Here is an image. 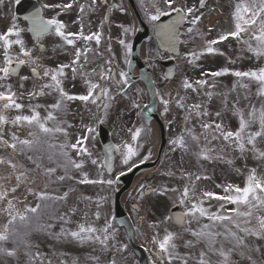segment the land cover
<instances>
[{"label":"snow or ice","instance_id":"6c2138e0","mask_svg":"<svg viewBox=\"0 0 264 264\" xmlns=\"http://www.w3.org/2000/svg\"><path fill=\"white\" fill-rule=\"evenodd\" d=\"M13 2L19 5L21 0H0V9L5 10L8 20L7 26L0 30V218L4 220L0 224V264H54L39 243L33 241L34 234L38 233L54 240L98 246L100 251L111 252L115 257L127 251V244L119 241L116 217L110 209L102 215L101 209L110 203V197L76 193L81 185L115 190L125 175L124 169L114 176L106 177L104 173L113 171L117 155L128 171L152 158L151 149L141 156L142 141L151 131V126L144 123L128 129L130 140L109 145L102 162L92 150L97 128L105 123L117 97L127 99L129 107L137 110L136 115L141 119L145 109L158 110L156 104L139 103L129 92L132 88L130 57L134 53L129 36L136 29L117 25L120 35L116 43L122 49L126 70L117 60L110 31L104 30L105 24L111 28L110 16L105 14L95 30L90 20L101 9L106 13L117 8L123 10L121 5L110 0H46L30 16L24 17L29 22L26 29L21 27L15 13L8 15ZM207 6V0L197 3L151 0L146 7L141 0L145 16L157 33L165 37L167 51L173 58L181 57L195 66L206 55H223L217 45L235 41L241 45V55L246 53L245 58L253 60L254 66L248 70L206 72L205 78L196 80L184 77L175 94L153 88V97L162 106L164 115L172 107L184 113L183 131L169 141L172 151L188 154L201 163V168L202 162L232 164L233 160L226 157L235 153L245 161L244 171L236 169L245 178L242 185L215 184L217 192L199 186L200 181L211 180L201 170L180 168L181 186L162 185L158 189L149 186L148 192L175 193L173 203L182 209L179 214L147 222L150 231L144 247L150 253V264H237L234 255L248 264H258L253 254L264 255L261 246L253 242L264 240V0H232V27L225 31H217L214 24L202 30ZM46 10L52 15L46 17ZM72 11L77 13L73 21L79 24L77 31H70L69 24L61 19ZM162 17H169L170 22L161 25ZM26 32L34 38L31 46ZM213 32L216 36L208 39ZM45 36L56 38L58 42L53 51L59 49L65 53L67 62H59L55 67L45 63L47 50L42 43ZM197 38L203 40V45L198 49L189 48L181 56L180 47L186 40L194 42ZM24 67L30 70L29 74H21ZM229 74L236 77L229 92L213 91L217 88L216 78ZM69 80L73 87L75 81H81L85 91L67 90ZM253 84L259 107L250 102ZM237 88L244 90L243 96L237 92L236 99L230 101V93ZM49 97L51 102H40ZM214 97L220 100L224 111H210ZM241 98L249 101L246 107H240ZM77 102L91 114L90 118L94 117V122L81 121V131L73 139L71 130L76 125L67 117L71 105ZM224 112H231L236 118L237 128L224 123ZM249 158L255 161V166L247 165ZM89 163L97 166L94 178L85 170ZM163 174L175 177L177 172ZM138 194L143 197L144 185ZM213 202L215 211L211 210ZM133 210L140 212L135 204ZM78 214L81 219L74 221L73 217ZM101 219L103 223L97 225ZM139 222L143 225L144 217ZM169 222L178 225L181 231L170 230ZM73 223L75 228L69 227ZM57 224L59 232L53 231ZM185 234L191 238L185 239ZM181 247L186 251L181 252ZM114 257L110 264H117ZM90 258L99 264L98 257ZM61 264L67 262L61 260ZM259 264H264V260Z\"/></svg>","mask_w":264,"mask_h":264},{"label":"rangeland","instance_id":"374dc122","mask_svg":"<svg viewBox=\"0 0 264 264\" xmlns=\"http://www.w3.org/2000/svg\"><path fill=\"white\" fill-rule=\"evenodd\" d=\"M144 2H147V0H144ZM10 7V6H9ZM3 10V11H2ZM0 13L5 14V10L1 9ZM11 12L8 13L10 15ZM65 19L67 18V15L64 16ZM5 18V15L3 16ZM7 20V19H6ZM8 22V20H7ZM7 22H5L3 28L7 26ZM229 24L226 30H228ZM219 46V45H217ZM220 51L223 53V55H206L202 60V69L203 73L206 72H212V71H219L222 69L223 60L227 59L229 63L227 64L228 67H237L240 66L241 70H248L249 68H252L254 66V61L251 59L245 58L247 54H243V56L240 53L241 45L238 43H222L218 47ZM158 56V52L156 48H151V52L149 53V60L151 67L153 68V76L155 81L156 89H159L161 91H172L173 94H175L176 90L180 86V82L184 77H188L191 80H196L201 77V73L193 68L188 66L186 63L182 62L180 63L177 75L174 80L172 81H166L163 77V72L161 71L160 66L158 65L157 61H155V57ZM216 57V58H215ZM181 61V60H180ZM195 69V70H194ZM194 70V73L191 71ZM204 76V75H203ZM217 88L214 90L215 92H229V90L233 87V85L236 83V77L225 75L222 77L217 78ZM254 88V89H253ZM139 90V91H137ZM242 89L237 88L236 92H231L229 95V100H235L237 96V92L241 93V97L243 96ZM130 94L137 99L139 102V99L143 101V104L146 101V95L143 90V88L138 85L135 86L132 90L129 89ZM255 85H251V93L253 95L255 94ZM254 97V96H252ZM252 97L250 98V102H252ZM249 103V101H245L241 98L240 107H246V105ZM118 105V111L111 112L110 113V122L109 125L114 132L115 141L117 144H120L122 141L130 140V135L128 132V129L131 128L133 125L139 126L142 121L140 117L136 115L137 110H133L129 107V101L127 99H121L117 97V101L114 103V105ZM212 104V106H210ZM211 104L209 105V109L211 111V107H213V112L217 110L224 111L222 108L221 103H217L220 107L214 105V101L212 100ZM253 104H256L259 107V101L255 102ZM113 105V106H114ZM231 107V104H229V108ZM162 108V106H161ZM163 113V112H162ZM183 115L184 113L181 112L179 109L172 107L170 112L167 115H164L165 123L167 126V147L165 152V163L164 166L158 171L157 174L154 176L145 178L144 180L140 181L135 185L134 190L131 192L129 197L127 198L125 204L128 208V211L131 215V218L135 223H137L138 217H144L145 223L143 224V227L140 229V231L137 232V237L142 243V245L145 244L146 240L149 238L148 233L150 230L147 229V222L157 219V218H163L164 216L170 215L169 210L172 207L173 198L175 197V193H168L166 195H160L158 192L154 191V193L151 196L143 197L141 198L138 194V190L141 185H144L146 187L147 185H152L154 189L160 188L162 185H167L169 187L172 186H181L182 181L179 178L178 169L185 168L192 171H196L197 169L201 170L203 173L207 174L211 177V180H202L200 181L199 186L201 188L214 190L219 192V189L215 188V184H221L225 182L235 183V184H243L244 176L241 175L236 171V169H241L242 171L245 170V161L238 158V155L235 153L229 154V156L226 157V159H232L233 163L228 164L226 162L222 161H215V162H202L203 167L201 168V163L197 162L193 157L189 156L188 154H183L180 150L172 151L171 145L169 144V141L180 134L183 131ZM224 123L228 125L230 128L235 129L238 127L237 120L234 116H232L231 112H224ZM200 131V130H199ZM147 137H145L142 141L144 144V148L141 150V156L146 155L147 151L155 148L154 143H151L148 141ZM247 165L249 167L255 166V161L251 158L248 159ZM121 169H124L126 171L127 169L124 168V166L121 164V161L119 160L117 165V172H119ZM168 171H176L177 175L175 177H168L165 176L163 173ZM99 193L100 195H108L110 197V203L106 205L104 208L101 209L102 215L107 214L108 210L110 209L111 215L113 216V201H114V190H109L107 187L103 190L99 188H93L90 189L89 187L84 189L83 191H77L76 195H90L95 197L96 194ZM131 201L136 202L140 205L141 210L138 213L133 211L129 207V203ZM207 206V205H206ZM80 207L83 208L84 205L80 204ZM212 211L216 210L215 202H213ZM92 211H95V208H92ZM81 219L80 215L73 217L74 221H79ZM4 222L3 218H0V224ZM103 219L101 221L97 222V225L102 224ZM75 223L70 225V227L75 228ZM168 227L172 231L179 232L181 231L180 228L175 227L172 222H169ZM195 227V225H193ZM53 231H57L56 228ZM118 238L120 243L127 244L124 234L119 230L118 232ZM191 237L185 234V239H190ZM33 241L36 243H39L40 249L49 255L54 261V264H61V260H64L67 262V264H73V261H76V264H97V261L94 259L89 260L85 255H83L85 252L90 257H98L99 258V264H110L111 260L114 257V254L111 252H102L100 251L99 247H93L89 244H76L74 241L71 240H54L51 237H48L44 234H34ZM254 242V241H253ZM179 243H183V241H179ZM256 244H261V252L264 253V240L257 241ZM57 248V249H55ZM181 252L186 251L185 248H180ZM53 253H56L57 255H53ZM22 258V257H21ZM117 260V264H137V261L133 254L130 251V248L127 245V251L122 254H116L114 257ZM253 258L257 260L258 264L261 260H264V255L261 254H253ZM233 260L237 262V264H248V261L242 260V258L239 255H234Z\"/></svg>","mask_w":264,"mask_h":264},{"label":"flooded vegetation","instance_id":"af4514ba","mask_svg":"<svg viewBox=\"0 0 264 264\" xmlns=\"http://www.w3.org/2000/svg\"><path fill=\"white\" fill-rule=\"evenodd\" d=\"M45 2H46V0H39V7ZM47 2H56V0H47ZM110 2L121 5L123 10L117 8V9H114L111 13H106V11L104 9H101L98 13L93 14L90 17L91 27H92V30H95L97 28V26L99 25V23L101 22V20L105 14L110 16L111 21H112L111 28L109 29L108 25L105 24L104 30L106 33H108L110 31V34L112 36V42H113V50L117 54V60L120 62V67L128 70L127 66L124 65L122 62V49L118 45V43H116L117 38L120 35V29L117 27V25L123 24L124 26H134L136 29V26H137V21L135 19V12L136 11H139L142 13V15H144L145 20H146L148 26L150 27V29H151V26H153V24L150 23L148 21L147 17L145 16L144 8L141 7V0H110ZM189 2L190 3H197L198 0H189ZM144 3H145L146 7L150 6L151 0H147V2H144ZM231 3H232V0H207L208 6L204 10L205 16H204V19H203L202 25H201L202 30L206 31V28L209 24L216 25L217 31H223V29H225V27L227 28L228 24H229V28H228V30H229L232 27V21L230 18ZM212 9H215V11H212ZM44 15L46 17H48V16H51L52 13L50 11L46 10ZM76 15H77V13L75 11H72L71 13L67 14L66 19L64 16L61 17V19L65 20L69 24V30L70 31H77L79 29V24L73 22L76 19ZM18 22L21 24V27H24L27 29V23L26 22H24L22 20H19ZM225 22L228 23L227 26H225V24H226ZM181 30L183 31V29H181ZM133 36H134V34H130V36H129V41L131 43H133ZM215 36H216V32H213L208 36V39H212ZM26 38L29 41V45L31 46L33 39L30 37L28 32H26ZM57 42L58 41H56V38L52 37V36H45L42 38V43L44 44V46L47 50L45 52V63L49 66H52V67H55V65L59 62H67V60H68V56L65 53L61 52L59 49H56L55 51H53V49L56 48ZM202 45H203V40H201L200 38H197L194 42H188L186 40L185 45L180 47L181 56L189 48H197L198 49ZM170 57H172V56L169 55L168 53L163 54V52L158 51V56L155 57V61H157V63H160L161 60L167 59ZM175 60L178 63V57H176ZM181 61L183 62L184 60L181 58ZM162 70H163V68H162ZM29 73H30V70L27 67L22 68L21 74H29ZM77 81L79 84H81L78 88H76L75 86L74 87L72 86L73 82L71 80L67 81L66 82L67 90H69L72 93H83L85 91V87L81 81H79V80H77ZM28 83L30 85L31 82H28ZM74 83H76V81ZM134 86L135 85L132 84V90H133ZM25 102L27 103V101H25ZM40 102L41 103L51 102V97L43 99ZM117 111H118V105L115 104L111 108V110L109 111L108 118L105 120V123L103 125L98 126L95 140L92 142V150H93L95 156L101 162L103 159V153H102V148H101L99 138H98L99 128L101 126H103V127H106L107 129L110 130V128H111L109 125L110 113L111 112L116 113ZM93 112H95L94 107H93ZM90 115L91 114L79 102L71 105L70 112H69L67 119L76 125V127L71 130L74 134L73 139L75 138V134H77L81 131V121H83V123L94 122V117L90 118ZM85 170H87L89 172L90 177L92 175H94V177H95L96 173H97V166L91 165L89 163L86 166ZM104 175H106V174L104 173ZM83 186H88V185H81L79 187H83Z\"/></svg>","mask_w":264,"mask_h":264},{"label":"water","instance_id":"95a60500","mask_svg":"<svg viewBox=\"0 0 264 264\" xmlns=\"http://www.w3.org/2000/svg\"><path fill=\"white\" fill-rule=\"evenodd\" d=\"M137 37H138L137 43H142L144 40L148 39V33H147V31L142 32V33L139 32ZM158 37H159V34H158ZM159 40H160V42H165L166 41L165 37H163L162 35H160ZM159 44H160L161 48L167 49L166 43H159ZM145 75H146V77H144V80L146 82L147 90H148L149 95H150V104H156V106H157L156 98L153 97L152 82H151V80L149 78L147 70L145 72ZM134 80H136V79H134ZM144 117L146 118L147 121H149V120H151L153 118L160 120L159 115L157 113V110L156 111H148L147 109H145ZM160 124H161V133H162V143H161V146H160L158 158L156 160H154V161H150V162L141 164L138 167L133 168L129 173H127L124 176H122L120 178V180H119V183L121 184V189L116 194V206H115L116 219H117V222H118V224L120 226L125 227L127 235H128V239H129V241H130L135 253L139 257V264H149V262L147 260V257L145 255L143 249L140 248L135 243V240H134V229H133V226H132V223H131L129 217L127 216V214L125 213V211L123 209V206H122V203H121V199H122V196L129 190V188L131 187L132 182L134 181V179L139 174L144 173V172L152 171L154 168L157 167L158 163L160 162V159L162 157L163 148H164V145H165L164 128H163V125H162L161 122H160ZM104 145H105V149H106L109 145H111V142H109V140H107V141L104 142ZM147 193H150V192H148V190H147ZM174 213L175 214H179L180 213V211L178 210L177 207L172 209V214H174Z\"/></svg>","mask_w":264,"mask_h":264},{"label":"bare ground","instance_id":"6f19581e","mask_svg":"<svg viewBox=\"0 0 264 264\" xmlns=\"http://www.w3.org/2000/svg\"><path fill=\"white\" fill-rule=\"evenodd\" d=\"M153 136H154V140L156 141V142H158V131H157V126H156V124L154 123V125H153ZM140 178L141 177H138L137 179H136V182L137 181H139L140 180Z\"/></svg>","mask_w":264,"mask_h":264}]
</instances>
